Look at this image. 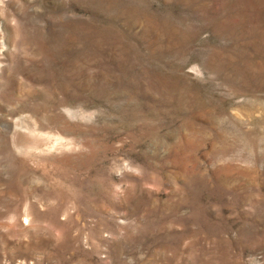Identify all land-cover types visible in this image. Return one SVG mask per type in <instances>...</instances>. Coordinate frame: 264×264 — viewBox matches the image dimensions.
I'll return each instance as SVG.
<instances>
[{
  "label": "rangeland",
  "instance_id": "374dc122",
  "mask_svg": "<svg viewBox=\"0 0 264 264\" xmlns=\"http://www.w3.org/2000/svg\"><path fill=\"white\" fill-rule=\"evenodd\" d=\"M0 264H264V0H0Z\"/></svg>",
  "mask_w": 264,
  "mask_h": 264
}]
</instances>
